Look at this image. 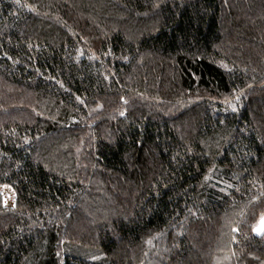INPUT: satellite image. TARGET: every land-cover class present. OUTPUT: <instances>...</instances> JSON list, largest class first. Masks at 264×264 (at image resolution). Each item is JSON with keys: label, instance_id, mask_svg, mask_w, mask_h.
Segmentation results:
<instances>
[{"label": "trees", "instance_id": "16d2710c", "mask_svg": "<svg viewBox=\"0 0 264 264\" xmlns=\"http://www.w3.org/2000/svg\"><path fill=\"white\" fill-rule=\"evenodd\" d=\"M5 184L0 264H264V0H0Z\"/></svg>", "mask_w": 264, "mask_h": 264}, {"label": "rangeland", "instance_id": "374dc122", "mask_svg": "<svg viewBox=\"0 0 264 264\" xmlns=\"http://www.w3.org/2000/svg\"><path fill=\"white\" fill-rule=\"evenodd\" d=\"M0 193H1V196H2L3 203L6 206H14L15 205V203H16V192L13 189L12 186L7 185V184L1 185L0 186ZM226 199L228 201H231L232 200V192H230V193H228L226 195ZM255 232L258 233V234L264 232V223H262L261 220L256 225ZM134 257L135 256H131V257H129L128 259H126L125 261H123L120 264H130Z\"/></svg>", "mask_w": 264, "mask_h": 264}, {"label": "snow or ice", "instance_id": "6c2138e0", "mask_svg": "<svg viewBox=\"0 0 264 264\" xmlns=\"http://www.w3.org/2000/svg\"><path fill=\"white\" fill-rule=\"evenodd\" d=\"M261 222L264 223V217L261 218ZM259 230V229H258Z\"/></svg>", "mask_w": 264, "mask_h": 264}]
</instances>
